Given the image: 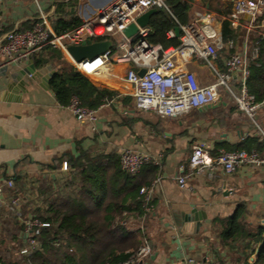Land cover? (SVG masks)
<instances>
[{"label":"crops","instance_id":"obj_1","mask_svg":"<svg viewBox=\"0 0 264 264\" xmlns=\"http://www.w3.org/2000/svg\"><path fill=\"white\" fill-rule=\"evenodd\" d=\"M60 1L69 0L50 2L46 10L39 0L38 3L48 12L52 8L55 11L56 3ZM88 1L89 4L78 0V16L81 8L90 12L113 0ZM25 5L28 6L25 0H5L1 10L5 30L26 27L37 18L38 4L34 13ZM227 6L232 12L233 0H194L190 10V22L203 14H210L215 20L219 34L215 40L218 45L216 65L221 71L225 70L226 60L235 52L228 49L226 43H221L222 23L230 14L226 16L218 11H225ZM250 23V18L245 16L242 25L234 28L239 36L235 41L238 52L251 53L254 39L264 35L258 30L264 27V17L261 24L256 21L250 27ZM49 51L47 48L23 63L9 64L6 71L0 73V181L12 180L14 191L20 193L23 203L31 201L33 204L37 201L40 178H59L73 172L68 164L67 170L62 168L67 162V158L60 160L63 156L77 157L82 151L93 158L103 157V164L109 166L112 175L114 160L120 158L124 149L149 153L157 157L160 164L155 165L156 171L144 167L139 177L142 182L151 183L156 178L161 179L152 199L154 209L147 215L124 211L128 219L123 225L128 232L140 230L144 234L141 246L148 244L152 252L144 258L133 255L129 264H177L184 259H191L192 264L206 259L217 264L254 263L261 244L251 238L245 239L241 245L246 254L239 248L233 251L229 246H222L219 237L222 228L218 220L231 217L238 205L244 204L242 223L245 228L254 232L264 226V166H241L232 174L219 170L214 179L206 175L196 176L188 181L187 188L181 187L177 178L189 171L188 162L195 140L207 143L211 153L216 155L222 151L239 150L235 149L238 144L256 138L259 146L252 149L264 155V104L256 115L258 126L238 109L234 98L225 91H221L220 98L211 107L196 109L177 118L163 117L137 109L132 96L134 88L125 78L126 66L111 65L102 74L89 79L113 95L105 98V105L103 102L98 107L96 122H79L59 104L50 81L47 89L40 78L32 79L24 73L31 63L35 65V58L44 55L46 58ZM63 56L74 65L68 53ZM47 66L55 72L59 67L56 60L35 67L39 70ZM185 69L194 72L202 85L215 81L214 72L205 60L193 59L185 64ZM233 83L236 85V78ZM5 191L11 193V189ZM27 209L34 212V206L29 205ZM2 210L7 211V208ZM194 210L202 218L201 226L184 234L176 219L182 215L190 216ZM166 232L173 236L171 245L165 242Z\"/></svg>","mask_w":264,"mask_h":264},{"label":"built area","instance_id":"obj_2","mask_svg":"<svg viewBox=\"0 0 264 264\" xmlns=\"http://www.w3.org/2000/svg\"><path fill=\"white\" fill-rule=\"evenodd\" d=\"M34 1L39 8L35 24L22 30H5L2 22L5 19L1 12L5 0H0V73L5 72L9 64L23 63L47 48L67 53L69 46L80 45L86 40H112L114 46L105 53L81 62L73 60V64L87 78L102 74L108 66L125 65V78L134 88L132 96L137 109L151 111L163 117L177 118L215 103L220 98L221 91H225L234 98L238 109L258 126L256 115L264 100L258 102L249 92L247 79L251 63L259 58V46H254L251 53L238 52L235 41L228 40L225 46L235 52L226 60L225 70L221 71L216 65L218 45L215 40L219 34L215 20L210 14H203L196 20L179 25V44L164 47L148 40L150 26L139 27L132 37H127L124 29L149 10L169 11L165 0H113L90 12L81 8L79 17L83 20L82 24L62 34L56 33L50 26L54 8L47 12L40 7L38 0ZM245 16L250 18L252 27L264 16V0H233V10L228 17L232 26H241ZM167 35L170 38L175 37L173 30ZM193 59L207 62L214 72L213 83L202 85L194 72L185 69V64ZM143 69L145 73L140 75ZM234 78L236 85L233 83ZM105 104L104 102L103 105ZM65 107L79 122L94 123L98 119L99 108L83 105L76 95L71 97ZM262 138L264 140V133ZM148 164L159 165L160 160L149 153L130 148L124 149L120 154L122 170L131 175L139 174ZM188 164L189 171L177 178L184 188H187L188 181L196 176L206 175L209 179H214L219 170L232 174L241 166L262 167L264 155L256 149L246 148L213 155L207 143L195 140ZM62 168L67 170V162L63 163ZM160 180L156 178L140 190L145 215L154 209L152 199ZM13 188L12 180L0 181V208L5 207L13 212L22 224L24 246L21 254L29 256L37 249L43 228L49 227L50 224L33 212L24 213L22 197L5 191ZM172 241V234L166 232L165 242L171 245ZM151 252V247L144 244L135 255L144 258ZM131 259L122 264H129ZM192 262L191 259H184L179 260L177 264ZM198 264L217 262L206 259Z\"/></svg>","mask_w":264,"mask_h":264},{"label":"trees","instance_id":"obj_3","mask_svg":"<svg viewBox=\"0 0 264 264\" xmlns=\"http://www.w3.org/2000/svg\"><path fill=\"white\" fill-rule=\"evenodd\" d=\"M165 2L169 11L160 9L152 16L148 40L153 44L169 47L178 45L179 38L168 37V32L174 31L176 26L190 22V10L194 0ZM212 7L211 5V9ZM218 13L227 16L231 14V7L227 6L225 11L219 10ZM53 16L52 26L58 34L75 29L83 22L78 16V0L57 2ZM263 17L258 19L260 24ZM36 21L29 22L26 27L22 26L19 29L30 28ZM238 38V31L234 29L231 21L224 20L222 42L236 41ZM254 46H259V58L251 63L247 88L260 102L264 100V35L254 39ZM44 57L35 58V66H44L52 60H56L59 66L50 79L51 90L59 104L66 106L71 97L76 95L83 105L98 108L105 98L113 95L112 92L94 85L89 78L64 59L62 52L50 49L47 57ZM258 146L256 138H248L235 149H252ZM63 158H67V164L73 172L70 171L59 178L51 176L40 178L36 189L37 201L32 202L33 204L31 201L23 203L22 206L24 213L28 212L29 205L34 206L33 213L50 224L49 227L43 228L38 238L37 249L29 256L21 254L24 246L23 226L17 216L7 209V214L13 218L15 229L13 227V234L6 244L8 246H5L9 255H2L3 241L0 239V264H122L131 259L143 244L144 234L140 230L126 231L123 221H126L128 216L123 212L135 211L139 215L145 214L140 190L151 181L142 182L140 173L131 175L123 171L120 158L114 160L115 172L112 175L109 174V166L103 164V157L93 158L80 151L77 157L66 155L60 160ZM146 166H149V171H156L155 165ZM10 192L20 195L14 188ZM244 214L245 205L239 204L231 217L218 220L222 228L219 234L221 245L229 246L233 251L239 248L241 253L246 254L241 245L242 241L247 238L254 239L261 245L256 253L257 259L252 264H264V226L249 232L242 223ZM237 241L240 243L236 244ZM248 256L246 255V258Z\"/></svg>","mask_w":264,"mask_h":264},{"label":"water","instance_id":"obj_4","mask_svg":"<svg viewBox=\"0 0 264 264\" xmlns=\"http://www.w3.org/2000/svg\"><path fill=\"white\" fill-rule=\"evenodd\" d=\"M157 9H152L146 12L145 14L141 15L137 18L136 22L130 24L124 29V33L127 37H132L135 35L139 27H147L150 26V21L152 16L157 13ZM175 37L179 38L181 35L179 26H176L174 29ZM114 46V42L112 40H105V41H93V40H86L80 45H72L67 48V53L75 62H81L84 59H92L97 57L107 50L111 49ZM25 74L29 75L32 79L40 78L43 82V85L48 89L49 88V81L51 77L55 74V71L52 70L51 66H47L45 68L36 70L34 64L31 63L30 67L26 68L24 71ZM145 70L140 71V75H143ZM16 81H13L15 83ZM12 85V84H11ZM11 85L8 88H11ZM212 105V104H210ZM208 105V107H211ZM201 216L197 215L195 210L191 213L190 216L182 215L180 219H176V223L181 226L182 232L185 234L191 233L187 232L193 227H200L201 226Z\"/></svg>","mask_w":264,"mask_h":264},{"label":"rangeland","instance_id":"obj_5","mask_svg":"<svg viewBox=\"0 0 264 264\" xmlns=\"http://www.w3.org/2000/svg\"><path fill=\"white\" fill-rule=\"evenodd\" d=\"M25 1L28 3V6L25 5L26 8L29 7L30 11L33 12V13L37 12V5H36V3L33 0H25ZM39 1H40L41 6L43 7V9L46 10L47 9V5L50 2H53L55 0H39ZM206 1L207 0H205V2ZM83 3L89 4V1L88 0H83ZM258 30H260L261 32H264V27H261ZM12 219L13 218L11 217V215L9 216L5 210H2V208H0V239H1V241H3L2 242V246L3 247L1 248L3 256H4V254L9 255V252L6 253L7 249H6L5 246H8V245H6L7 242H8V239L11 238L10 236L13 234L12 233V229H13V226L15 225V223H14V221Z\"/></svg>","mask_w":264,"mask_h":264}]
</instances>
